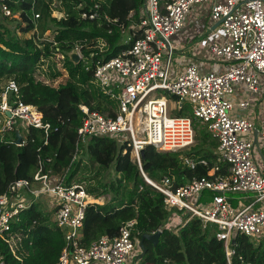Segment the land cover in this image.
Here are the masks:
<instances>
[{
    "label": "trees",
    "instance_id": "16d2710c",
    "mask_svg": "<svg viewBox=\"0 0 264 264\" xmlns=\"http://www.w3.org/2000/svg\"><path fill=\"white\" fill-rule=\"evenodd\" d=\"M144 3L145 0H11L12 16L0 13V95L7 92L12 106L19 102L34 106L43 114L44 123L51 125L48 138L43 130L25 128L21 122L13 131L0 133V194L8 193L15 181H33L40 164L45 173L65 177L66 185L85 184L114 168L118 175L115 181L85 184L91 195L109 199L102 205L87 207L81 232L84 247L103 236H118L125 223L136 220L134 235L139 239L162 230L156 246L145 241L147 251L142 264H227L225 243L217 238L218 226L205 225L186 211L169 209L165 196L142 174L155 182L168 177L177 189L195 178L214 179L226 173V164L217 169L219 140L185 108V103L178 116L190 117L196 132V145L187 153L162 152L147 146L140 167L132 159L129 142L108 136L81 141L78 136L84 116L81 106L114 116L110 110L116 102L95 84V71L100 63L121 55L143 37L139 30L134 35L133 27L142 20ZM55 12L60 16H54ZM85 13L87 18H83ZM35 15L39 17L35 19ZM13 22H17L16 27L11 26ZM75 50L82 54L79 63L70 58ZM12 82L17 91L9 89ZM16 130L23 137L21 145L16 144ZM81 153H87L97 166L95 177L84 174L76 178L83 163ZM183 156L205 160L206 164L192 169L185 165ZM87 169L86 165L83 171ZM27 191L10 197H24ZM216 194L205 191L198 203H211ZM29 195L25 198L30 206L11 223L17 251L14 254L0 236V256L6 264H57L67 246L65 231L53 220L55 210L45 211L40 199ZM239 202L231 199L234 207ZM173 224L177 225V233ZM229 248L235 252V264L241 260L264 264V238L233 233Z\"/></svg>",
    "mask_w": 264,
    "mask_h": 264
},
{
    "label": "built area",
    "instance_id": "2783aa9c",
    "mask_svg": "<svg viewBox=\"0 0 264 264\" xmlns=\"http://www.w3.org/2000/svg\"><path fill=\"white\" fill-rule=\"evenodd\" d=\"M10 1L0 0V13L6 17L13 14ZM208 3H212L211 24H221L200 41L199 55L218 61L224 68L204 71L198 62H191L176 74L173 62L177 52L172 38L185 28L195 6ZM38 17L35 15V19ZM95 17L96 13L90 15L91 19ZM138 30L142 38L121 55L100 63L95 71V84L116 102L110 110L114 116L81 106L84 116L77 131L79 139L108 136L127 141L132 146V159L141 167V153L147 146L162 152H184L194 145L193 120L171 116L169 98H175L180 108L183 103L190 104L192 114L219 140L217 169L226 164V173L214 179L195 178L177 189L168 177L155 182L143 175L165 196L169 209L186 211L205 225H217V238L225 243L227 264H235V252L229 248L233 233L264 238V168L260 162L264 128L258 134L257 147V126L248 116L256 101L264 98V0H145L142 20L133 27L134 35ZM9 89L17 91L14 82ZM19 122L25 128L43 130L46 138L51 131L37 108L22 102L12 106L7 92L2 93L0 133L13 131ZM182 160L192 169L206 164L198 158L183 156ZM55 176L45 173L40 164L33 181H15L8 193L0 194V236L13 253L17 248L10 233L11 223L31 202L11 198L10 194L28 190L35 199L48 195L54 200L53 220L65 231L67 243L57 264H142L141 239L134 235L136 220L125 223L118 236H103L89 247L82 245L86 209L97 202L85 184L66 185L65 177ZM205 191L217 194L211 203L199 204L198 198ZM229 195H238L237 207ZM0 264H6L2 256ZM236 264L253 263L241 260Z\"/></svg>",
    "mask_w": 264,
    "mask_h": 264
},
{
    "label": "rangeland",
    "instance_id": "374dc122",
    "mask_svg": "<svg viewBox=\"0 0 264 264\" xmlns=\"http://www.w3.org/2000/svg\"><path fill=\"white\" fill-rule=\"evenodd\" d=\"M210 6H211V3H208L205 6H195L193 8V10L191 11V13L189 14V20L191 18V22H190V24H188L189 25L188 28H184L178 35H176L175 37L172 38V42L174 44V47L176 48V52L179 51L178 48L182 47L181 45L185 42V40L187 39V37L189 36V34H192V35H196V33L198 35L200 34V33H198L199 30H197V28H196V27L199 26L198 20H199V22H203V23L206 22L204 24L205 26H206L207 23H209L208 20H207V12H208L207 10H209V7ZM54 16H60V14L58 12H55L54 13ZM16 17H18L19 19L21 18L23 21L25 20V18H23L21 16L19 17V15L16 16ZM29 20H31V19L29 18ZM16 23L17 22H13L11 24V26L12 27H16ZM191 25L193 26L192 31H191V29H189L190 27H192ZM197 42L198 41H196V43ZM192 47L195 48L196 47V44H193L191 46V48ZM78 54H79V56L81 58V56H82L81 52H78ZM179 55L188 56L187 54H185V51L183 53H179ZM179 55L177 53L174 56V62H173V69L174 70H179L182 67H184L182 65L183 59ZM206 64H207V68H209L210 70H213L215 72L218 71L221 68V66H222L221 63H219L218 61H215L213 59L206 60V62L204 63V65H206ZM58 83L59 82H57L56 84L58 85ZM169 100H170V103H169L170 115L171 116H178L179 115L178 112H179L180 104H177V100L174 99V98H169ZM0 101H1V98H0ZM185 108H189V110H190V104L185 103ZM262 111H263V107H262L261 112ZM190 112H192V110H190ZM261 112L258 114V116L262 119V113ZM263 115H264V113H263ZM246 137L247 138H251V136H246ZM195 145H196V142L194 143V145L192 147H190V149L192 150ZM190 149H188V150H190ZM262 151L264 153V148L263 147H262ZM81 154L80 155H81V158L83 160V163H82L81 167L79 168V171L77 172L76 178H80L84 174H86L89 177H95L94 173L97 170V166L90 161V157H89V155L87 153H85V154L84 153H81ZM86 165H87L88 169L85 172V171H83V168ZM55 177H60V176L59 175L58 176L56 175ZM117 177H118V175L115 172L114 168H111L107 172L103 173L101 176L97 177L95 180L87 181V182H85V184L87 186H90V185L94 186V185H96L97 182H100V183H103V184H105V183H108L109 184L112 181H115ZM27 193L31 194V192H28L27 191V192H23V196L24 197L30 196ZM91 196L100 205L104 204L109 199V197H105V196H102V197H99V198H96L95 195H93V194ZM38 199H40L39 200V203L41 204L42 208L45 209V211H51V210H53L54 200L50 196H48V195H46V196H40ZM173 226H174L173 229H175V227L177 225L173 224ZM174 232L177 233L178 231L175 229ZM141 262H142V260H141Z\"/></svg>",
    "mask_w": 264,
    "mask_h": 264
},
{
    "label": "crops",
    "instance_id": "0c3cea01",
    "mask_svg": "<svg viewBox=\"0 0 264 264\" xmlns=\"http://www.w3.org/2000/svg\"><path fill=\"white\" fill-rule=\"evenodd\" d=\"M206 5V4H205ZM204 5V6H205ZM211 6H212V3H211ZM211 6L209 7V10H207V20L209 23L206 24V26L204 25L206 22H199L198 20V24L199 26L196 27L198 31V33H200L199 35L196 33V35H192V34H189V36L187 37V39L185 40V42L181 45L182 47L178 48V55L179 53H183L185 51V54H187L188 56H182V55H179L181 56V58L183 59L182 61V65L185 67L187 64L191 63V62H198L202 69L205 71L207 68V64L204 65V63L206 62V58H204L202 55H199V48H198V44L200 43V41L205 38L207 35H209L210 33H212L213 31H216V28L215 30H212V27L215 25V24H211L210 22V17H209V14H210V9H211ZM201 17V16H200ZM191 22V18L190 20L188 19L187 21V24L185 26V28H188V24H190ZM197 24V23H196ZM195 24V25H196ZM192 26V25H191ZM205 27V28H204ZM189 29H193V26L190 27ZM178 35V34H177ZM176 36V35H175ZM174 36V37H175ZM196 41H198L196 43ZM193 44H196V47H192L191 46ZM181 51V52H180ZM189 53V54H188ZM184 67H182L181 69L179 70H175V73L176 74H180L182 72V70L184 69ZM221 68L223 69L224 68V65L221 66ZM209 70V69H208ZM257 100V99H256ZM257 103H255L256 105L253 107V110L251 112L248 113V116L251 117L255 123H256V126H257V131H258V134L261 132V130L264 128V98L260 99V100H257L256 101ZM262 107H263V111L261 112L262 110ZM262 113V119L258 116L259 113ZM255 136V135H254ZM22 140H23V137H22ZM191 150V149H190ZM190 150H185L184 153H187V152H190ZM260 162L262 163L263 165V168H264V153L262 151V153L260 154ZM21 198H24L26 199L25 197H21ZM229 198H230V201L231 199H236L238 198V195H229Z\"/></svg>",
    "mask_w": 264,
    "mask_h": 264
},
{
    "label": "water",
    "instance_id": "95a60500",
    "mask_svg": "<svg viewBox=\"0 0 264 264\" xmlns=\"http://www.w3.org/2000/svg\"><path fill=\"white\" fill-rule=\"evenodd\" d=\"M221 24V21L216 23L213 27H212V30H215L217 27H219V25ZM70 58L71 60L74 62V63H79L81 58L78 54V52L75 50L73 51L71 54H70ZM6 115L8 117H11V113L10 112H6ZM16 144L17 145H21V142H22V135L20 134L19 130H16ZM254 142L255 144L257 145V147H259V141H258V131L255 132V136H254ZM144 154V151H142L141 155ZM142 169V168H141ZM143 174V172H142ZM144 176V175H143ZM145 177L147 178V176L145 175ZM161 231H158L156 232L155 234H144L142 237H141V240H140V248L142 250V256H144L146 254V246H145V241H150L152 242L155 246L159 243V240H160V236H161ZM234 244V241L232 242Z\"/></svg>",
    "mask_w": 264,
    "mask_h": 264
}]
</instances>
